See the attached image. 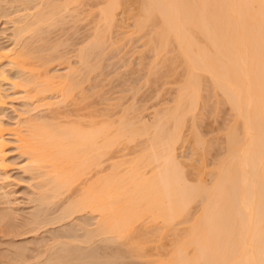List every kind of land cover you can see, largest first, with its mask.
I'll list each match as a JSON object with an SVG mask.
<instances>
[{
    "label": "bare ground",
    "instance_id": "6f19581e",
    "mask_svg": "<svg viewBox=\"0 0 264 264\" xmlns=\"http://www.w3.org/2000/svg\"><path fill=\"white\" fill-rule=\"evenodd\" d=\"M91 1L0 0V264H264V0ZM86 5L94 40L75 60L42 54ZM125 40L151 54L148 78L183 69L172 106L81 114L96 59ZM222 105L224 153L209 162L197 124Z\"/></svg>",
    "mask_w": 264,
    "mask_h": 264
},
{
    "label": "rangeland",
    "instance_id": "374dc122",
    "mask_svg": "<svg viewBox=\"0 0 264 264\" xmlns=\"http://www.w3.org/2000/svg\"><path fill=\"white\" fill-rule=\"evenodd\" d=\"M89 1H91V0H89ZM96 2L99 3L100 1L92 0L90 3H88V5L90 6L91 3H92L91 6L95 5ZM88 5H86L87 7L83 6V7L79 8V10H81V11L78 10L79 12L77 11V13L75 14L77 16L76 20H72L71 18H68V20H66V23L63 25V27L62 26H61V28L58 27L59 29H62V30H59L58 28L51 29V31L49 32L50 36L48 35V39L50 40L51 44H50V42L44 43V44L39 43L41 46L42 45L46 46V47H44L45 50L42 54H45V56H47L48 54L52 53V51H51L52 49H54V50L58 49V51L56 52L57 54L61 51L59 54H62L65 57L69 56L67 58L75 60L77 54L80 53L79 50H81L86 44H88V41H90L91 38H93V40H94V34H93L94 31L92 29H94L96 27L95 23L96 22L98 23V19H99L98 8H95L94 12L92 14H89L90 9L88 8L89 7ZM96 5H97V3H96ZM82 13H83V15H82ZM78 14H79V17H78ZM69 29H70V31H69ZM75 30H76V32H75ZM90 30L92 32L88 33V31H90ZM91 33H92V35H90ZM59 34H62V35H59ZM85 34H88V35H90L89 37H91V38L86 40V43L82 41V40H84L83 36ZM69 35H70V38H68ZM66 37H67V39H66ZM114 40L115 39L111 40L110 43ZM73 41H74V43H73ZM130 41L131 40H125L122 43H120L121 44L120 48L117 47L119 45H114L112 47L108 45V47L104 46V48L106 47L105 51H103L104 48H102L100 50V52L103 51V52H101L103 54H100V56L96 59V61L99 59L98 62H96V63L99 64L100 70L97 69L95 71L96 73L94 72L93 73L94 75L92 74V80L88 81L89 84H88V82L83 84L87 88L86 92H87V95L89 97L85 102L83 101L84 103L82 102V104H81L82 107L86 106V109H84V111L82 110L81 114L87 113L86 111L90 110L87 108L88 104L89 103L91 104L94 101L93 103H95V104L97 103V108L99 107L98 109H100V108L101 109H107V110L110 109L109 111H110V113H113L112 115L116 114V115H114V117L112 116V119L127 115V112L130 110L131 112H129L128 115L134 114L133 118L138 119V117L141 118L142 115H144L147 117L146 120H149V118L151 119V118L155 117L156 112L157 113H163V111H165L166 108H169L172 106V104H173L172 101L174 98L173 96H175L174 94H175L176 89H177L176 87L179 85L178 83H180L182 80L181 76L183 75V69L181 67L177 68L176 74L174 76H172V78L165 80V81H168L169 83L168 82L165 83V81H163L164 79H159L158 81L155 79L152 80V78H153L152 76L150 78H148L149 77V63H150V60H152L151 54L148 52L146 54L145 52L141 51L142 49L140 50L142 42H137L136 40H135L136 41L135 42L134 40H132V42H131L132 45H131ZM122 45H123V47H122ZM52 47H54V48H52ZM50 48H52V49H50ZM135 48H137L138 50ZM42 50H43V48H42ZM142 54L144 55V57ZM146 61H147V63H146ZM59 62L60 61H57V62L54 61L53 62L54 64L51 63V66H55V65L57 66V64H60ZM102 65H103V67H102ZM140 65H142V66H140ZM76 66H78V65H76ZM147 74H148V76H147ZM90 86H92V88H90ZM88 88H89V90H88ZM118 90H120V91H118ZM174 90H175V92H174ZM88 93H90V94H88ZM97 94L100 97H97ZM119 95H123V96H121L123 99L120 98ZM107 97H108V100L106 99ZM109 97L111 99H109ZM96 98H98V99H96ZM102 98L104 101L101 100ZM97 100H99L101 103ZM70 101H68V104H67V101H66V104H65V102L63 104H61L60 110L61 111L63 110L64 112L65 111L69 112V110H71L70 112L75 113L76 111H73V110H75L77 107H76V105H74L75 103L72 102V104H71ZM116 101H118V102H116ZM104 103L105 104L108 103L109 106H107L108 104L105 106ZM121 103H123V105H120ZM99 105H101V107ZM111 105H113V106H111ZM114 105H116L115 108L117 107L116 110L112 109V107H114ZM102 106H105V107H102ZM107 107H110V108H107ZM119 107H121V108L118 109ZM124 107L127 110L128 109L129 110L128 111L125 110ZM48 108L49 107L44 106V108L41 109V110H43L42 114H46V112H48ZM73 108H75V109H73ZM121 110H123V111H121ZM44 111H46V112H44ZM111 111H113V112H111ZM115 111H116V113H114ZM212 113H214V112L206 111L205 113H203L200 117L201 119H199L198 124H197L198 130L200 129L199 131H201L200 133H201L202 137L204 138V140H208L209 144L211 142L213 145L211 147V149L209 150L210 151L209 154H207V156H208L207 160L209 159V162H214L217 158H219V155L221 156L224 153V149H223L224 148V145H223L224 144V140H223L224 139V136H223L224 130H225L226 126L229 124L230 119H231L230 110L226 105H222L220 107V109L218 110V112H216L215 114H212ZM121 114H123V115H121ZM72 118H75V116H73ZM131 118H132V116H131ZM143 139H140V140L144 141ZM142 141H139V143L136 142L137 148H135L134 143H131L129 153H132V154L127 159L135 160L136 156H137V158L140 156V148L138 145ZM10 146H12V145H10ZM137 151L139 152V154ZM182 154L185 156L184 159L187 158L186 161H188V158H190V156H191V149L189 147L184 148ZM11 172H12L13 176L15 175L14 177L17 176V178H20V179H14L13 180L14 181L13 187L15 188V190L18 189L17 191L21 192V190L23 189L22 191H24V189L29 186V183L27 181H25V180H27V178H25L26 176L24 177V174L20 173L18 170H14V172L12 170ZM23 177L25 180L23 179ZM19 196H21V194H19ZM195 209L196 208H194V210Z\"/></svg>",
    "mask_w": 264,
    "mask_h": 264
}]
</instances>
